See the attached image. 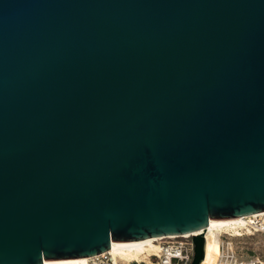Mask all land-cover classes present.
Instances as JSON below:
<instances>
[{
  "label": "water",
  "instance_id": "1",
  "mask_svg": "<svg viewBox=\"0 0 264 264\" xmlns=\"http://www.w3.org/2000/svg\"><path fill=\"white\" fill-rule=\"evenodd\" d=\"M263 211L264 0H0V264Z\"/></svg>",
  "mask_w": 264,
  "mask_h": 264
},
{
  "label": "built area",
  "instance_id": "2",
  "mask_svg": "<svg viewBox=\"0 0 264 264\" xmlns=\"http://www.w3.org/2000/svg\"><path fill=\"white\" fill-rule=\"evenodd\" d=\"M243 223H238L230 230L241 233L243 229L249 232L264 233V211L248 214L244 217ZM225 227V226H222ZM225 232V231H224ZM198 235L192 232L172 234L157 237L150 242L142 244L144 258L136 259V264H190L194 256L193 236ZM204 237L203 256L198 264H201L205 255L206 233ZM219 252L212 264H264V259L259 255L243 256L235 250L230 240L221 238V231H218ZM137 258V257H136ZM75 264H131V261H124L122 257L116 258L110 250L90 255L85 261Z\"/></svg>",
  "mask_w": 264,
  "mask_h": 264
},
{
  "label": "bare ground",
  "instance_id": "3",
  "mask_svg": "<svg viewBox=\"0 0 264 264\" xmlns=\"http://www.w3.org/2000/svg\"><path fill=\"white\" fill-rule=\"evenodd\" d=\"M247 215H242L239 217H232V218H209L208 228L206 230L203 231L201 228H198L192 231V233L195 234H202L204 232L206 233L207 238L205 242V255L201 264H212L216 255L219 252V238L216 229L218 230V228H221L222 226H225L226 228L235 227L236 224L243 223L245 221L244 217ZM157 237H161V236L146 237L131 243L115 245L109 247L108 250H110L111 253L116 258L124 257L125 259L128 260H136L137 259L136 257H138V253L143 250L142 244L145 242H150L152 239H155ZM88 257L89 256H79V257L55 262L52 264H75L76 262L79 261H85Z\"/></svg>",
  "mask_w": 264,
  "mask_h": 264
},
{
  "label": "rangeland",
  "instance_id": "4",
  "mask_svg": "<svg viewBox=\"0 0 264 264\" xmlns=\"http://www.w3.org/2000/svg\"><path fill=\"white\" fill-rule=\"evenodd\" d=\"M221 231V238L230 240L233 248L243 256L259 255L264 259V233L254 231L249 232L243 229L241 233L230 230V228L221 227L216 229V232ZM225 231V232H224ZM144 258L142 253H138L137 259ZM124 261H131V264H136L134 260H128L122 257ZM141 261V260H140Z\"/></svg>",
  "mask_w": 264,
  "mask_h": 264
}]
</instances>
